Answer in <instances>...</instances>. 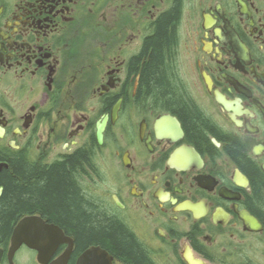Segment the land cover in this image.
<instances>
[{
  "label": "flooded vegetation",
  "instance_id": "flooded-vegetation-1",
  "mask_svg": "<svg viewBox=\"0 0 264 264\" xmlns=\"http://www.w3.org/2000/svg\"><path fill=\"white\" fill-rule=\"evenodd\" d=\"M174 12L158 93L140 77ZM0 156V176L62 165L146 264H264V0H0ZM67 252L132 264L41 209L0 240V264Z\"/></svg>",
  "mask_w": 264,
  "mask_h": 264
},
{
  "label": "trees",
  "instance_id": "trees-1",
  "mask_svg": "<svg viewBox=\"0 0 264 264\" xmlns=\"http://www.w3.org/2000/svg\"><path fill=\"white\" fill-rule=\"evenodd\" d=\"M175 17L174 12L160 19L156 35L148 42L152 52L140 77L147 87H154L158 93L168 89L161 49L171 38ZM69 160L74 162L75 157ZM10 167L13 169L12 176L7 171H2L0 176V186L3 187L0 197V240L6 238L20 212L41 209L73 232L79 246L105 241L132 264H146L132 238L120 226L101 220L85 206L71 176L62 165L38 172L33 165L15 157Z\"/></svg>",
  "mask_w": 264,
  "mask_h": 264
},
{
  "label": "water",
  "instance_id": "water-1",
  "mask_svg": "<svg viewBox=\"0 0 264 264\" xmlns=\"http://www.w3.org/2000/svg\"><path fill=\"white\" fill-rule=\"evenodd\" d=\"M103 129H104V122L102 124L98 125L97 138H98V140L100 142H101V139H102V130ZM21 243H22V241H21V239L19 237V230H18V227H17V228H15L14 233H13V236L11 238L10 253H13L20 246ZM68 253L69 252H67L66 254H64L62 256V258L60 260H58V263L65 264L66 258L68 256Z\"/></svg>",
  "mask_w": 264,
  "mask_h": 264
}]
</instances>
